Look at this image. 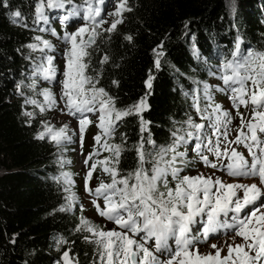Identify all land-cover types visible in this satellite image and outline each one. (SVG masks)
I'll return each instance as SVG.
<instances>
[{"label": "trees", "instance_id": "obj_1", "mask_svg": "<svg viewBox=\"0 0 264 264\" xmlns=\"http://www.w3.org/2000/svg\"><path fill=\"white\" fill-rule=\"evenodd\" d=\"M39 2L0 0V264H63L65 251L74 264H99L97 246L91 242L94 237L77 231L84 208L81 211L76 175L67 156L70 149L47 136L37 138L44 130L45 110L25 102L35 99L44 105L38 94L43 87L32 75L43 59V47L35 37L56 28L52 20L60 13L85 5L83 0H73L63 9L45 7V21L36 17ZM128 7L131 11L123 13V23L112 33L102 31L86 58L87 74L98 77L97 87L115 98L117 108L146 98L147 109L120 121L111 138L115 144L124 138L121 175L137 167L135 147L142 136L146 139L151 134L156 146H166L176 129L187 127L189 117L206 123L192 106L193 95L207 83L219 104L218 98L226 94L214 90L222 82L209 73H216L223 62L232 59L237 44L241 54L249 49L264 52V0H128ZM15 12L21 16L14 17ZM32 43L38 45L36 50L27 47ZM105 55L108 61L102 64ZM149 75L153 77L151 88L145 84ZM33 80L35 90L26 86ZM27 106L31 120L24 114ZM141 117L146 122L144 132ZM194 143L188 145L185 164L178 163L181 176L195 162L193 154L188 156ZM145 150L151 152L153 146L145 144ZM178 150L185 151L183 147ZM65 173L71 176L78 198L70 211H60L67 204ZM168 179L169 187H174L175 181Z\"/></svg>", "mask_w": 264, "mask_h": 264}, {"label": "snow or ice", "instance_id": "obj_2", "mask_svg": "<svg viewBox=\"0 0 264 264\" xmlns=\"http://www.w3.org/2000/svg\"><path fill=\"white\" fill-rule=\"evenodd\" d=\"M83 3L86 7L74 5L61 21L64 23L71 17L80 16L84 24L73 32H65L62 37L68 48L64 53V79L60 81L59 101L48 88L38 94L43 96L44 105L49 110L63 102L64 108L60 111L66 109L67 115L77 116L81 147L86 128L93 123L86 114L98 113L96 127L99 131L93 136V151L84 160L86 166L91 161L84 177V191L94 197L91 203L99 216L113 222L119 230H104L81 217L77 231H87L94 237L91 242L97 246L99 264H264V52L249 49L246 54H241L237 44L232 59L223 62L216 73H209L222 82L223 86H216L214 90L228 96L235 117L239 118L238 126L231 127L232 113L215 103L213 87L204 83L193 95L192 106L206 123H196L189 117L185 121L187 127L176 129L172 133V142L166 146H156L151 134L146 139L142 136L135 147L137 167L127 175H121L119 164L124 138H121V144L109 143V140L120 121L139 115L147 107L146 98L126 108H117L115 98L103 87H97L98 77L87 74L89 64L86 58L88 49L101 35L97 29L112 33L123 23V13L131 8L128 0H115L114 11L106 13L113 19L109 27L102 28L108 23L101 15L102 9L94 7L93 0H83ZM96 3L103 4L104 0H96ZM66 4H73V0H46V3L40 0L35 8L37 20L46 21L45 7L63 9ZM13 16L18 18L21 13L15 12ZM13 22L17 21L14 19ZM52 34L56 35L54 31ZM35 39L43 45L41 52L52 49L49 41L39 36ZM125 39L131 41L132 37L126 36ZM27 47L36 50L38 45L32 43ZM161 55L162 52L157 53V68ZM53 60L54 57L45 55L32 75L54 81L57 70ZM107 61L105 55L100 62ZM152 79L149 75L145 81L148 88H151ZM26 86L35 90V80ZM17 90H21V85H17ZM201 101L205 102L203 107ZM25 102L39 106L41 112L45 110L44 105H39L35 99H26ZM249 105L250 114L246 116L239 109L249 108ZM25 115L31 117L33 114L26 112ZM145 123L141 117V132L146 130ZM43 128L38 139L47 136L57 145L68 140L67 125L54 129L45 123ZM192 141L195 143L191 151L205 167L223 171L229 177H255L259 183L227 182L214 173L181 176L183 169L178 163L185 164L188 145ZM145 144L152 145L153 151H146ZM237 146L247 149L250 160L237 150ZM182 147L185 151L178 150ZM101 151L108 152L109 156L94 160ZM146 164L150 167L146 168ZM98 167L110 177V182L101 180L92 188L90 181ZM169 176L175 181L174 187H169ZM63 180L68 195L65 197L67 204L60 211H70L78 198L72 191L74 182L71 176L65 173ZM100 199L104 201L103 208L97 202ZM229 213L233 214L229 223L220 219ZM197 217L206 219L202 220L200 234L194 236L191 226L200 222ZM221 229L232 234L233 242H225L227 255L221 256L223 248L216 243L211 244L214 253H201L197 245ZM237 237L241 242H236ZM152 240L154 248L148 246ZM170 240L174 241L175 247L169 244ZM62 260L63 264H74L68 251L63 253Z\"/></svg>", "mask_w": 264, "mask_h": 264}, {"label": "rangeland", "instance_id": "obj_3", "mask_svg": "<svg viewBox=\"0 0 264 264\" xmlns=\"http://www.w3.org/2000/svg\"><path fill=\"white\" fill-rule=\"evenodd\" d=\"M93 5L94 7H100L102 9L101 15L104 17L105 20L108 21V23L104 24L102 28L109 27L113 17L108 16L106 13L114 11L115 0H104L103 4H98L96 3V0H93ZM82 7H86V5ZM66 15H67L66 13H60L58 18L52 20L53 21L52 27H56V28L54 29L50 28V30H47L46 33L41 34V37H42L41 39L49 41L50 44L52 45L51 50H47V49L44 50L43 57L45 55L54 57L53 65L55 66L57 70L56 79L54 81H48V80L42 79L39 76L36 77L39 83L38 85H40V87H43V89L45 88L50 89L53 92V94L56 96L58 101H59L60 92H61L60 81L64 79L62 75L64 64H65L64 53H65V50L68 48V44L62 39V37L65 34V32H69V33L73 32L76 30L77 27L84 24V21L80 18V16L72 17L68 21L62 23L61 21L63 20V17ZM82 15L83 13H81V16ZM89 24L91 25V21H89ZM59 27L61 28L59 29ZM53 31L56 33V35L52 34ZM97 31L102 32V29H97ZM98 37L96 39V43L92 45L90 48H92L93 46H97ZM222 86L223 85H221V87ZM42 102L44 103L43 96H42ZM218 103L222 105L224 109L232 113L234 119H233V124L231 127H234L236 125V122H237L236 126H238L240 121L238 117H235V110L232 108L231 101L228 99V96L225 95V97L218 98ZM44 107H45V112L42 116V121H44L45 123H47L49 126L53 127L54 129H59L60 127L67 125L66 135L68 137V140L64 141L62 143V146H66L70 149L67 156L71 159V162H69V164H71L72 171H74L76 175L75 176L76 184L79 189V195H80L81 202L84 208V218H87L90 222L95 223L96 226L104 230L117 229V226L113 222H107L101 216H99L97 209L91 203V200L93 199L92 196L88 195L84 191V177L91 164L90 163L88 166H86L84 164V160L88 156V154L93 151V146H94L93 136L96 135L99 131L96 127L98 113L96 115H93L92 113L86 114L93 121V123L86 128V131L84 133L83 147H81L80 134H79V123H78L77 116L67 115L66 109L63 112H61L60 109L64 108L63 102H59L57 107L53 110H49L47 105H44ZM146 109L147 107L143 111H145ZM26 112L32 113L31 108H29V106L24 108V114ZM25 116H26V120L32 119V116L31 117L27 115ZM109 143H111V139L109 140ZM105 153L106 151H101V154L97 157H94V160L103 159L105 156ZM192 153L193 152L190 149V151L188 152V156L191 157ZM193 160H196L195 156ZM191 167L192 168L188 170V174H187L189 176H196L200 173H204V174L214 173L216 177H222L227 182L245 183V184L256 183L255 180H252V179L246 180V179L224 178L222 175L215 173L214 171H209V170L198 168L196 165V161L194 162V164L191 165ZM101 180L105 182H110V178L106 177L104 173L101 172L100 168L98 167L96 169V172L93 173V177L90 181V187L95 188ZM97 202L100 204V206L104 205V201L102 202V200H99ZM245 211H247V209ZM203 219L204 218L197 217V220L199 221H202ZM194 231H196V235H199V229H198L197 224H194ZM231 236L232 235L227 236L223 239L213 240V241L203 243V244L199 243L197 246L201 253H210V252L214 253L215 250L211 247V244L216 243L218 247L223 248V251L221 252V256H224V255H227V248L225 246V242L226 241L227 243L233 242ZM236 242L237 243L241 242L240 238L237 237ZM148 246L150 248H153L152 241H149Z\"/></svg>", "mask_w": 264, "mask_h": 264}, {"label": "bare ground", "instance_id": "obj_4", "mask_svg": "<svg viewBox=\"0 0 264 264\" xmlns=\"http://www.w3.org/2000/svg\"><path fill=\"white\" fill-rule=\"evenodd\" d=\"M172 183V182H171Z\"/></svg>", "mask_w": 264, "mask_h": 264}]
</instances>
